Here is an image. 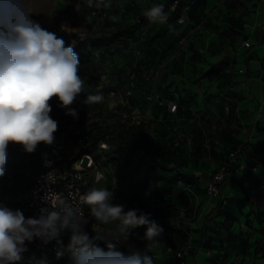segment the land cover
<instances>
[{
	"label": "rangeland",
	"instance_id": "obj_1",
	"mask_svg": "<svg viewBox=\"0 0 264 264\" xmlns=\"http://www.w3.org/2000/svg\"><path fill=\"white\" fill-rule=\"evenodd\" d=\"M152 1L158 5L169 0ZM188 1L189 19L182 31L189 34L193 30L192 39L198 40L202 36L208 45H204L205 52L200 56L195 54L189 59L185 56L178 61L181 78L170 76L163 81L164 88L171 91L177 90L172 83L175 80L178 90L184 92L181 111L166 122H158L161 138L157 140V154L146 152L140 155L136 147L116 144L108 160L110 175L104 186L113 192L112 203L125 205L127 211L131 201L137 200L140 210L151 213L163 228L162 236L158 237L159 243L145 250L152 256L154 264H169V258L174 254L170 249L178 252L184 248L182 233L187 234L206 197L211 195L209 188L214 176L225 167L229 172L226 179L233 181L237 178L231 175L234 165L240 161L241 166L242 162H247L246 158L255 161V153L260 147L250 146L251 136L247 128L253 115L256 123L264 122L257 116L264 110V42L258 43L255 37L257 33L262 35L264 32V4L252 0L233 12V0H207L205 5H196L197 0ZM26 4L34 20L49 31L57 30L66 46L76 40L75 47L82 41L74 34L61 31L62 24H67L69 28L79 27L81 31L92 32L100 38L103 34L97 35V32L113 34L115 29H108L111 27H120L127 32L140 11L138 0H102L92 6H89L88 0H26ZM178 5L181 6V2ZM113 16L118 20L114 21ZM156 25L151 33V55L157 50L165 56L177 54L180 49L178 43H171V38L158 34L163 23L156 22ZM257 28L261 31L257 32ZM246 40L254 42L252 47L245 48L243 42ZM76 53L80 59L78 74L85 80V92L73 104H81L86 98V87L96 84L93 74H103L107 60L101 56L100 62L95 64L91 51L85 49V53ZM247 53L249 59L245 61L243 56ZM242 64L247 67L245 74H240L237 69ZM209 66L213 67L211 73H205ZM234 80L239 83L231 87ZM242 99L247 101L241 104L239 101ZM50 103L53 109L50 115L58 121L60 128L84 124L89 118L100 116L103 112L98 109L105 106L83 104L77 110L78 119H73L58 107L57 98L54 97ZM73 104L70 107L73 108ZM248 105L253 107V111H249ZM183 113L185 119L181 120ZM169 125L171 129H168ZM97 133L109 134L112 140L117 138V132L107 128L98 129ZM17 154L14 146H8L5 175L0 177V206L12 210H21L17 198L28 186V180L23 176L24 166ZM114 180L119 182L121 189L113 188ZM147 188L151 189L149 195L145 192ZM145 231L143 226L133 229L142 237ZM130 243L144 248L143 241L137 236H133ZM103 246L100 244V247ZM118 250L127 254L124 245H120ZM28 253L23 252L16 264H39L22 259L23 256L28 257ZM36 256L41 264H69L57 257Z\"/></svg>",
	"mask_w": 264,
	"mask_h": 264
},
{
	"label": "clouds",
	"instance_id": "obj_2",
	"mask_svg": "<svg viewBox=\"0 0 264 264\" xmlns=\"http://www.w3.org/2000/svg\"><path fill=\"white\" fill-rule=\"evenodd\" d=\"M88 4L92 6L93 0ZM164 8L155 5L144 15L151 22L166 23ZM32 16L26 0H0V177L5 175L9 144L31 154L40 144L55 143L58 121L50 115V101L57 98L58 107L78 119L77 110L70 106L85 92V80L78 74L80 59L74 51L77 41L66 46L62 37ZM61 31L85 39L79 27L62 24ZM102 100L101 94H88L83 103ZM45 164L49 166L51 161L45 160ZM57 177L55 170L42 177L37 215L26 217L20 209L0 206V264H16L27 251L25 242L34 240L44 245L55 241L57 257L67 253L70 264H154L145 250L159 243L163 228L151 213L126 211L125 205L112 203L113 192L105 187L69 191L65 197L55 189ZM101 179L98 173L97 183ZM141 226L146 229L139 237L143 249L130 243L138 236L133 229ZM120 245L127 248V254L118 250Z\"/></svg>",
	"mask_w": 264,
	"mask_h": 264
},
{
	"label": "built area",
	"instance_id": "obj_3",
	"mask_svg": "<svg viewBox=\"0 0 264 264\" xmlns=\"http://www.w3.org/2000/svg\"><path fill=\"white\" fill-rule=\"evenodd\" d=\"M102 0H94L93 4ZM141 8L140 16L136 22L143 23L146 18L144 13L153 5L150 0H138ZM179 0H174L165 8L168 21L163 24H171L173 21L179 24H185L189 16L187 14L190 6L186 3L178 5ZM142 28L137 31L134 38H119L125 43L122 45L120 59L111 62L107 52L105 53L100 47L92 46L91 40L96 38L92 32H83L86 47L81 49L85 53V49L91 51L96 57L94 63L100 62L99 58L105 57L107 60L104 64L103 74H93L96 84L93 87H86V94H101L102 102L98 106L105 105L102 109H98L103 113L98 117H91L84 124L76 125L71 128H60L55 136V143L51 146L40 144L34 153H26L21 146H14L17 151V157L24 166L23 176L28 180V186L19 194L17 201L21 206V210L26 217H32L38 214V197L42 191V177L49 171L55 170L58 174L55 189L62 192L68 197L70 192L83 193L89 188L104 187L110 175L108 160L116 149V143L110 138L109 134H99L98 129L107 128L109 131L117 132V138L121 137L127 148L133 146L140 150V155L153 154L158 152V138H161V131L158 122H166L176 116L181 107L180 97L173 94H167L162 88L163 78L166 74L182 77L179 68L173 66L174 62L180 59L181 53L188 52V45L194 35L193 30L189 34H185L178 40L179 52L163 56L160 51L151 62L146 63L145 60V44L147 34L156 22L147 21ZM194 37V36H193ZM208 45L206 40L202 44L199 43V52H205V46ZM254 42L246 40L243 45L246 49L252 47ZM243 59H246L243 56ZM101 60V61H103ZM245 63V62H244ZM240 74L247 73L246 64H242L237 68ZM84 101V100H83ZM76 103V102H75ZM83 104H73L78 110ZM118 115L114 117V115ZM184 120L185 117L180 118ZM171 129V125L168 126ZM175 130V129H174ZM234 155L237 154V150ZM45 160L51 161L46 166ZM102 179L97 183V174ZM229 175L226 168L223 167L215 176L209 188L211 195H222L221 184ZM113 188L121 189V185L117 180L113 181ZM149 195L151 189L145 190ZM224 197V196H223ZM129 209H140V203L132 200ZM85 214L88 209L85 208ZM139 237L142 236H137ZM67 236L64 237V244L67 245ZM28 257L23 256L22 259L30 260L41 264L36 255L44 254L50 257H57V246L55 241L42 244L39 240L31 243L25 242ZM191 246L183 248L176 252L184 264H201L197 261L189 262L187 257L191 255ZM31 253V254H30ZM58 258V257H57ZM59 258L69 262L67 253Z\"/></svg>",
	"mask_w": 264,
	"mask_h": 264
},
{
	"label": "crops",
	"instance_id": "obj_4",
	"mask_svg": "<svg viewBox=\"0 0 264 264\" xmlns=\"http://www.w3.org/2000/svg\"><path fill=\"white\" fill-rule=\"evenodd\" d=\"M140 13L141 8L137 17ZM101 34L104 37L109 32H97V35ZM122 45L117 41L100 48L105 53L110 52L111 61H116L120 59ZM245 101L247 99H242L239 103ZM247 108L253 111V107L248 105ZM257 116L260 121H264V110ZM250 119L247 130L251 136L250 146L254 144L260 147L255 153L257 158L254 162L253 158H246L247 162H242L241 166L239 161L231 173L237 178L230 182V179H226L220 185L222 195L206 197L200 214L186 231L184 248L193 247L191 255L187 257L189 262L264 264V122L256 123L254 115ZM184 262L182 260L181 264Z\"/></svg>",
	"mask_w": 264,
	"mask_h": 264
},
{
	"label": "trees",
	"instance_id": "obj_5",
	"mask_svg": "<svg viewBox=\"0 0 264 264\" xmlns=\"http://www.w3.org/2000/svg\"><path fill=\"white\" fill-rule=\"evenodd\" d=\"M174 0H169L167 3H165V4H163L164 6H165V8H167L168 7V5L170 4V3H172ZM206 1L207 0H197L196 2H195V4L196 5H198L199 3H201L202 5H205L206 4ZM252 0H233L232 1V4H233V7H234V10H233V12H236L237 10V8L238 7H240V6H244L247 2H251ZM259 3H262V1L263 0H257ZM179 2H181L182 4H184V3H188L189 1L187 0V1H185V0H179ZM194 4V5H195ZM138 5V4H137ZM153 6H155L154 5V3H153V5H151L150 7H149V9L151 8V7H153ZM139 7V6H138ZM164 8V9H165ZM190 11V10H189ZM190 13H191V11H190ZM140 16V15H139ZM138 18V17H137ZM137 18H135V21H134V25L131 27V28H129L128 29V31L127 32H125V31H123V30H121L122 28H120V27H118V28H113V29H115L114 30V32H113V34H108V36H105V38L103 37H100V38H94V39H92L91 40V43H92V46H94V47H101V46H103V45H108V44H113V43H115V42H121V43H125L124 41H123V39H119V38H134L135 36H136V34H137V31H139L141 28H142V26L149 20V18L148 17H146V18H143V23H138V22H136V20H137ZM191 21V20H190ZM192 22V21H191ZM185 24H179V23H177V22H175V21H173L171 24H163L159 29H158V34H160V35H162V36H166L167 38H171L172 40H171V43H178V40L182 37V36H184L186 33L185 32H183L182 31V28H183V26H184ZM155 26H157V25H154V27ZM152 28H151V30L148 32L149 34H147V39H146V41L144 42V44H145V46H146V48H145V60H146V63H148V64H151V62L154 60V58H155V56L159 53L158 52V50H157V52L155 53V54H153V55H151V53H152V42H151V40H152V35H151V33H152ZM52 32H55L56 34H57V36L58 37H60V34H58V32H57V30H55V29H52L51 30ZM261 31V29L260 28H257V32H260ZM111 36H113L112 38H110ZM256 39H257V41H258V43H262V42H264V32H263V34L262 35H260V33H257L256 34ZM111 39H113V40H111ZM203 40H205V38H203L202 36L200 37V39H198V40H196V39H192V41H191V43H189V45H188V48H189V50H188V52H183L182 53V56H180V59L179 60H177V61H175L174 62V64H173V66L175 67V68H178V61H180V60H183V58L185 59V56L187 57V59H189L190 57H193L195 54H197V55H201V53L199 52V46H198V44L202 41L203 42ZM86 43L85 42H82V43H79L75 48H74V51L75 52H80L81 51V49L82 48H84V47H86ZM162 54H163V52H162ZM163 56H165L164 54H163ZM246 59H245V61H247V59H249V54L247 53L245 56H244ZM211 69H213V67L212 66H209V68L207 69V70H205L204 72L205 73H211ZM170 76H172V75H170V74H166L165 76H164V78H163V81H164V79H166V78H168V77H170ZM172 83H173V85H174V87L175 88H177V90H171V91H169V90H167L166 88H164V85H163V82H162V88L165 90V92L167 93V94H173L174 93V96L175 95H177V96H179L181 99H180V102H181V107H180V109H179V112L181 111V108H182V105H183V102H184V92H181V91H179L178 90V84L176 83V81L175 80H173L172 81ZM188 83V82H187ZM238 80H234L233 81V83H231V87H234V86H236V85H238ZM179 112H178V114H179ZM183 116L185 115L184 113L182 114ZM185 117V116H184ZM116 144H119V145H123L124 144V140L121 138V137H118V138H116V139H114L113 140ZM155 153L157 154L158 152L157 151H155ZM236 167V165H234L233 166V169ZM178 176H180V177H185L184 175H182V174H178ZM148 189V188H147ZM150 194H151V192H150ZM187 233V232H186ZM182 238L184 239V242H186V239H187V234H185V233H182ZM104 247V246H103ZM192 249H193V247H192ZM191 249V250H192ZM174 254H172V256L169 258V264H181V261H182V259L181 258H179L177 255H176V252L171 248L170 249Z\"/></svg>",
	"mask_w": 264,
	"mask_h": 264
}]
</instances>
